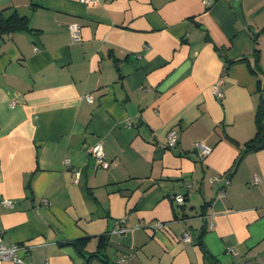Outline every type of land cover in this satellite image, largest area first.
I'll return each instance as SVG.
<instances>
[{
	"label": "crops",
	"instance_id": "0c3cea01",
	"mask_svg": "<svg viewBox=\"0 0 264 264\" xmlns=\"http://www.w3.org/2000/svg\"><path fill=\"white\" fill-rule=\"evenodd\" d=\"M0 14L30 28L0 36L4 244L32 264H264V148L232 169L264 97V0H0ZM243 56L257 76L228 63Z\"/></svg>",
	"mask_w": 264,
	"mask_h": 264
},
{
	"label": "built area",
	"instance_id": "2783aa9c",
	"mask_svg": "<svg viewBox=\"0 0 264 264\" xmlns=\"http://www.w3.org/2000/svg\"><path fill=\"white\" fill-rule=\"evenodd\" d=\"M80 1H82L85 4H94L97 0H80ZM67 29H68L70 35L72 36L73 40H79L80 39L81 27H80L79 23L70 22L67 24ZM214 93L217 97L222 96L221 90L216 85L214 86ZM86 99L91 100V96L86 95ZM177 141H178V132L174 129H171L170 131H168V133L166 134V145H167V147H173ZM195 147L197 148V150L202 155H207L212 150L211 146L203 143L202 141H196ZM89 153L93 156L97 167L104 168V169L109 168L111 162L109 160H107L105 157V152H104L103 144L101 141H97L96 143H94L89 148ZM67 161L68 160L65 159V162H67ZM79 175H80L79 170L75 169L74 170V181L75 182L78 181ZM260 182H261V177L259 175L255 174L250 181V185H257ZM226 183H228V180H226ZM175 198L179 202L183 201L182 195H176ZM2 204L5 206L13 205V203L10 199H4L2 201ZM154 226L158 229L164 228V225L160 221L154 222ZM137 228H139L138 224L133 226V229H137ZM127 230H129L128 227L122 225L120 221L117 222L116 231L123 232V231H127ZM182 240L183 241H189L190 240V236H189L188 231L183 232ZM231 250H233V249H231ZM24 251L28 252L27 248L24 247L23 245H19V244H15V243L9 244V245L4 244L2 241V237L0 235V264H2L3 261H11L14 264H32L31 260L26 258ZM44 264H49V263L47 261H45Z\"/></svg>",
	"mask_w": 264,
	"mask_h": 264
},
{
	"label": "trees",
	"instance_id": "16d2710c",
	"mask_svg": "<svg viewBox=\"0 0 264 264\" xmlns=\"http://www.w3.org/2000/svg\"><path fill=\"white\" fill-rule=\"evenodd\" d=\"M15 29L30 30V28L28 27L27 19H25L24 17H19L17 15H12L8 18H3L2 15L0 14V36ZM251 54L258 56V50L253 48ZM256 58L258 59V57ZM234 61H246L250 69V72L252 74H255L256 76L258 75V70H257L258 65L257 64L254 66L250 65L247 56H243L236 60L228 61V63ZM256 61L258 62V60ZM257 90L261 93H264V82H262V80L259 77H257ZM255 123H256V132L251 139H249L244 143L243 145L244 147L240 149L239 155L237 156V158L235 159L232 165V169L236 168V166L239 164L240 160L246 153L264 148V133H262V123H264V97L261 98V101L259 102L256 108ZM86 240L87 238H81L78 239L77 242L80 243L82 246H84L86 244ZM72 243L74 244L76 242H72ZM197 244L201 247L204 255L207 256L209 253L202 242V236H199L197 238ZM105 246H106V238L102 236L100 237V242L98 243L95 252L87 256V260L92 255L98 256L100 251L104 249ZM81 253L83 254V256H85V253L83 252Z\"/></svg>",
	"mask_w": 264,
	"mask_h": 264
},
{
	"label": "water",
	"instance_id": "95a60500",
	"mask_svg": "<svg viewBox=\"0 0 264 264\" xmlns=\"http://www.w3.org/2000/svg\"><path fill=\"white\" fill-rule=\"evenodd\" d=\"M262 133H264V123H262Z\"/></svg>",
	"mask_w": 264,
	"mask_h": 264
}]
</instances>
